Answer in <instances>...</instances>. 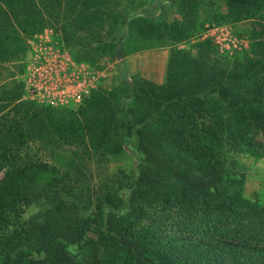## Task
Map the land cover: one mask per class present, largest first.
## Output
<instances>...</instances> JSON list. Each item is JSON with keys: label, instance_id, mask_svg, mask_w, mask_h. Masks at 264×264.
<instances>
[{"label": "trees", "instance_id": "1", "mask_svg": "<svg viewBox=\"0 0 264 264\" xmlns=\"http://www.w3.org/2000/svg\"><path fill=\"white\" fill-rule=\"evenodd\" d=\"M174 1L171 18L133 22V52L169 50L163 84L135 74L60 110L24 98L28 40L63 20L75 60L117 56L121 42L76 37L104 28L106 0H0V264H264V202L228 166L231 153L264 157V0L213 13L251 23L235 58L210 39L181 48L201 3ZM129 144L141 147L134 173L91 186L89 166Z\"/></svg>", "mask_w": 264, "mask_h": 264}, {"label": "rangeland", "instance_id": "2", "mask_svg": "<svg viewBox=\"0 0 264 264\" xmlns=\"http://www.w3.org/2000/svg\"><path fill=\"white\" fill-rule=\"evenodd\" d=\"M174 0H106L102 10L107 13L104 19V28L96 26L95 31L90 33H78L76 37L84 41L91 42L96 46L97 41H115L121 42L120 50L115 57L104 56L98 57L96 62L78 61L73 58V43L68 40V36L74 31L65 27V22L60 20L49 21V25L41 29L28 40V52L24 59L25 71L22 76L24 83V98L34 101L39 105H48L60 110H77L82 104V100L73 99L68 95L69 103H45L36 95V91L41 83H44L48 74L44 68L53 65L60 52H66L72 56V60L77 65H86L92 68V72L97 76L105 74V80L98 83L97 89H112L119 86L125 79L136 72L134 64L131 63L129 56L136 53L132 51V46L137 38L138 28L134 25L136 18H171L175 6ZM200 12H204L207 8H211L214 12L225 13V0H200ZM159 6V7H158ZM162 6H165L163 10ZM162 7V8H161ZM161 10V13L157 12ZM121 17L123 20H116L113 16ZM200 21L198 36L191 42L183 43L181 48L191 49L193 43L200 38L210 39L219 55L223 57L235 58L242 56L250 48L251 23L248 21L237 24L224 22L221 18L207 19ZM124 21V25H123ZM69 33V34H68ZM122 39V40H121ZM200 39V40H201ZM156 50V49H155ZM60 51V52H59ZM153 50L140 51L141 53ZM161 57V56H160ZM159 57V58H160ZM158 58V62H159ZM161 61V60H160ZM43 67V68H42ZM43 69V70H42ZM166 81V75H165ZM54 83V78L50 79ZM95 89V90H97ZM55 101V100H54ZM123 134H125L123 132ZM39 148L34 146L33 152H38ZM141 158V147L135 144H129L128 150L122 154L112 155L109 161H103L102 164H92L89 166V177L91 178V186H100L101 183L112 175L120 171L128 174L134 173L139 159ZM228 166L230 169L242 172L246 175L245 195L248 199L255 201L257 199L264 202V157H255L247 153H231L228 157ZM2 175L0 174V178ZM95 191V190H94ZM42 204L37 203L29 207L25 211L24 220L29 221L38 214ZM76 251L75 248H71Z\"/></svg>", "mask_w": 264, "mask_h": 264}, {"label": "built area", "instance_id": "3", "mask_svg": "<svg viewBox=\"0 0 264 264\" xmlns=\"http://www.w3.org/2000/svg\"><path fill=\"white\" fill-rule=\"evenodd\" d=\"M53 60L55 62L53 65L44 68L48 74L44 73L46 76L44 83H41L36 91L39 98L33 99H41L45 103L64 104L70 102L68 98L70 95L79 101L90 96L92 91L97 89L98 83L106 78L103 73L97 76L89 66L77 65L66 52L61 51ZM53 78L54 83L50 82Z\"/></svg>", "mask_w": 264, "mask_h": 264}, {"label": "crops", "instance_id": "4", "mask_svg": "<svg viewBox=\"0 0 264 264\" xmlns=\"http://www.w3.org/2000/svg\"><path fill=\"white\" fill-rule=\"evenodd\" d=\"M162 7L163 10L167 8L165 6ZM157 12L162 14L161 10L158 11L157 9ZM205 12V15L204 12H201V20L205 19L204 16L206 17V20L211 19L213 10L207 8ZM129 59H131V63L135 65L134 70L136 72L133 75L138 74L156 84H163L165 82L166 66L169 59L168 49L161 48L146 53L136 52L130 55Z\"/></svg>", "mask_w": 264, "mask_h": 264}]
</instances>
